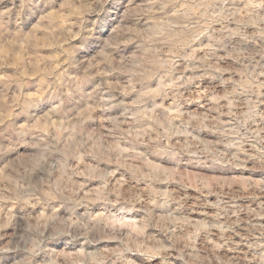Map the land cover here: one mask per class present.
<instances>
[{
  "label": "rangeland",
  "instance_id": "374dc122",
  "mask_svg": "<svg viewBox=\"0 0 264 264\" xmlns=\"http://www.w3.org/2000/svg\"><path fill=\"white\" fill-rule=\"evenodd\" d=\"M0 264H264V0H0Z\"/></svg>",
  "mask_w": 264,
  "mask_h": 264
}]
</instances>
